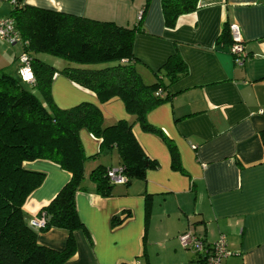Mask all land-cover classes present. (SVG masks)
Listing matches in <instances>:
<instances>
[{"label":"crops","instance_id":"1","mask_svg":"<svg viewBox=\"0 0 264 264\" xmlns=\"http://www.w3.org/2000/svg\"><path fill=\"white\" fill-rule=\"evenodd\" d=\"M161 0H150L142 19L144 33L135 36L133 55L146 84L177 54L188 74L167 89L170 99L147 116L175 146L180 169L172 168L166 144L144 132L126 113L119 99L100 104L96 96L57 74L51 98L59 110L82 103L97 106L103 126L120 120L132 132L144 153L156 162L143 180L116 185L110 197L95 193L89 172L99 165L119 167L113 149L101 156L99 141L86 130L79 139L86 156L84 184L75 195L78 217L88 232L74 233L75 255L65 264H204L203 257L180 246L178 236L192 231L205 244L224 236L231 253L221 264H264V0H199L193 13L178 17L174 28L163 24ZM146 0H24V4L100 22L133 28ZM0 0V20L11 11ZM240 29L246 58L234 64L228 44L216 43L224 28ZM15 45L0 39V72L18 77ZM21 52V53H19ZM38 57V55H35ZM104 155V154H103ZM23 168L45 175L22 206L25 221L37 219L70 174L58 165L35 160ZM129 217L111 227L114 217ZM37 231V243L52 250L64 249L67 235L50 229Z\"/></svg>","mask_w":264,"mask_h":264},{"label":"trees","instance_id":"2","mask_svg":"<svg viewBox=\"0 0 264 264\" xmlns=\"http://www.w3.org/2000/svg\"><path fill=\"white\" fill-rule=\"evenodd\" d=\"M22 53L30 57L34 83L28 90L19 76L0 72V264H65L76 253L74 233L81 231L88 243L90 236L80 221L75 195L87 190L84 184L86 156L79 132L86 130L99 141V152L115 149L126 187L143 180L148 170L157 168L142 150L132 132V124L120 120L104 127L100 109L89 103L59 110L52 102L51 83L60 74L76 86L93 93L100 104L112 99L122 101L125 111L140 128L157 135L168 147L172 168L180 169L175 146L160 129L150 125L147 114L170 99L167 89L188 74V68L177 54L170 57L155 74V82L146 84L136 67L134 38L144 33L142 19L150 0H146L138 22L125 28L113 22H100L61 12L32 7L24 0H8ZM163 24L174 28L178 17L193 13L199 0H161ZM230 45L229 27L224 28L216 43ZM46 54L74 64L57 70L35 57ZM112 63L98 70L88 66ZM38 93L42 99L34 94ZM264 145V133H261ZM46 160L70 174L69 181L51 202L42 208L38 218H45L41 232L50 229L67 235L63 250L56 251L37 243V231L25 221L22 206L28 196L43 182L45 175L23 168V163ZM111 170L103 165L92 169L88 181L98 196L110 197L116 186L108 179ZM129 217H114L116 227Z\"/></svg>","mask_w":264,"mask_h":264},{"label":"built area","instance_id":"3","mask_svg":"<svg viewBox=\"0 0 264 264\" xmlns=\"http://www.w3.org/2000/svg\"><path fill=\"white\" fill-rule=\"evenodd\" d=\"M229 36L232 42L229 48V54L232 56L235 65L242 66L246 54L244 52L240 29L237 25L229 26ZM0 39L10 45L21 44L18 35L14 31L13 23L9 19L0 20ZM18 61V76L20 80L32 85L34 78L30 68L29 55L22 53ZM107 176L109 181L115 185H123L126 181L120 167L109 170ZM45 223L44 217L33 219L29 222L30 226L36 230L42 229ZM178 241L182 248L192 249L200 254L203 257L204 264H221L224 258L231 255L226 248L224 236H219L214 243L208 245L192 231H186L178 236Z\"/></svg>","mask_w":264,"mask_h":264},{"label":"rangeland","instance_id":"4","mask_svg":"<svg viewBox=\"0 0 264 264\" xmlns=\"http://www.w3.org/2000/svg\"><path fill=\"white\" fill-rule=\"evenodd\" d=\"M8 45H10V44H8ZM15 46H16L14 48L15 51L16 52L20 51L21 44L17 43ZM19 53H21V52H19ZM21 54L19 55V57L21 56ZM19 57H18V60H19ZM37 58L40 59L41 61H43L45 64H47V65H49V66H51V67H53V68H55L57 70H62L64 67H67V66H70V65H74V64H70V63L64 61L63 59L52 57V56H49V55H46V54H38ZM18 64H19V61H18ZM111 65H113V64L112 63H105V64H98V65H91V66H88V67L90 69H92V70H98V69H102V68H105V67H109ZM12 66H14L12 69H15L18 65L14 63V64H12ZM22 86L24 88L30 90L32 85L23 82ZM34 94L39 98L40 101H42V99H41V97H40V95L38 93L34 92ZM108 154H104V155L101 154V156H104L106 158H110L111 157V159H113V157H115V156H109ZM116 163H117V161H115L113 159V163L112 164H116Z\"/></svg>","mask_w":264,"mask_h":264}]
</instances>
